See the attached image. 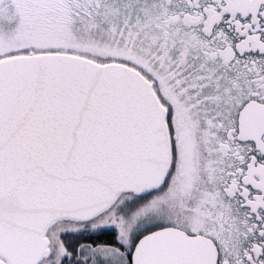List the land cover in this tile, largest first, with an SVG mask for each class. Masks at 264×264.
<instances>
[{
	"label": "snow or ice",
	"instance_id": "1",
	"mask_svg": "<svg viewBox=\"0 0 264 264\" xmlns=\"http://www.w3.org/2000/svg\"><path fill=\"white\" fill-rule=\"evenodd\" d=\"M0 264H264V0H0Z\"/></svg>",
	"mask_w": 264,
	"mask_h": 264
}]
</instances>
